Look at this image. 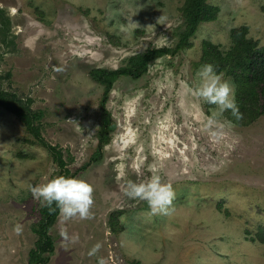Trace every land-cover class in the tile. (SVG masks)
Instances as JSON below:
<instances>
[{
	"label": "rangeland",
	"instance_id": "rangeland-1",
	"mask_svg": "<svg viewBox=\"0 0 264 264\" xmlns=\"http://www.w3.org/2000/svg\"><path fill=\"white\" fill-rule=\"evenodd\" d=\"M184 3L0 0V88L42 113V137L61 152L68 176L94 187L91 219L58 215L49 264H98L100 258L105 264H264L258 239L264 230V116L240 127L223 114L222 135L213 138L205 125L215 106L191 94L204 42L227 51L232 30L246 26L248 38L264 46V0H208L219 8L218 18L200 25L190 48L153 61L138 80L120 78L108 103L115 131L101 161L90 163L103 95L90 72L125 67L149 49L174 48ZM222 77L235 94L231 78ZM0 144V264H29L44 206L29 185L46 183L61 169L2 108ZM154 173L171 183L175 197L170 214L149 217L147 202L130 199L124 189L129 180ZM112 217L123 231L112 229ZM97 243L101 247L89 255Z\"/></svg>",
	"mask_w": 264,
	"mask_h": 264
},
{
	"label": "trees",
	"instance_id": "trees-1",
	"mask_svg": "<svg viewBox=\"0 0 264 264\" xmlns=\"http://www.w3.org/2000/svg\"><path fill=\"white\" fill-rule=\"evenodd\" d=\"M184 18V26L178 35V43L174 48H153L142 54L132 56L128 65L119 69L94 68L90 72L91 78L103 88L100 102L102 111V126L99 132L98 148L90 163L101 161L105 147L111 140V134L115 131L116 124L108 109L110 94L115 83L122 77H130L134 80L147 74L153 61L166 56H176L180 51L191 47V39L196 35L203 23L216 21L219 8L208 3V0H185L181 9ZM249 28L244 26L233 29L231 32L232 46L227 51H222L212 42L203 43L201 65L212 64L215 71L224 77L231 78L236 86L235 100L243 119L237 120L226 111L225 117L234 125L247 127L264 116V46L258 41L248 38ZM0 108L12 112L25 126L27 131L36 139L37 143L49 149L55 162L61 169L60 175L68 176L61 152L48 144L42 137L40 120L42 113L34 111L30 105L14 94L0 88ZM90 165V164H89ZM86 167V166H85ZM84 167V168H85ZM55 207V205H53ZM123 212H119L117 215ZM59 211L49 213V209L43 206L40 211L41 220L37 230L36 248L29 254V264H49L54 254V240L50 234L55 225ZM111 227L114 230L119 226L114 217L111 219ZM258 239L264 243V230L261 229Z\"/></svg>",
	"mask_w": 264,
	"mask_h": 264
},
{
	"label": "clouds",
	"instance_id": "clouds-1",
	"mask_svg": "<svg viewBox=\"0 0 264 264\" xmlns=\"http://www.w3.org/2000/svg\"><path fill=\"white\" fill-rule=\"evenodd\" d=\"M129 23L140 26L132 19ZM3 54L5 57L8 55L7 53ZM197 77L198 82L191 89V94L197 99L215 106L210 109L205 127L213 138H219L223 130L220 118L226 111L230 110L237 120L243 119V114L240 113L235 100L233 86L215 71L212 64L203 65L198 71ZM3 145L0 144V146ZM29 189L32 197L35 200H40L49 209L50 214L58 210L59 215L65 220L75 217L91 219L93 216L94 187L84 178L59 175L48 179L46 183L29 185ZM124 191L130 199L147 202L149 209L146 213L147 216L170 214L175 192L171 183L164 182L161 175L154 173L150 178L141 182L129 180ZM120 219L123 221L124 218ZM14 231L19 234L22 231V225H15ZM100 247L99 243L94 245L89 255H95ZM98 264H105L103 258L98 260Z\"/></svg>",
	"mask_w": 264,
	"mask_h": 264
}]
</instances>
